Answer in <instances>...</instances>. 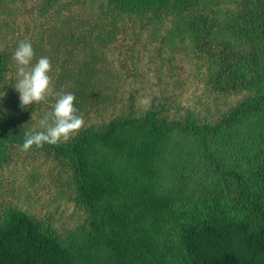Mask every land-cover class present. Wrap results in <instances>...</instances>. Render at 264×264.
Wrapping results in <instances>:
<instances>
[{"label": "trees", "instance_id": "16d2710c", "mask_svg": "<svg viewBox=\"0 0 264 264\" xmlns=\"http://www.w3.org/2000/svg\"><path fill=\"white\" fill-rule=\"evenodd\" d=\"M23 1L0 0V166L54 104L20 107L7 77L22 40L50 59L78 114L109 117L28 151L66 176L87 218L64 236L52 217L6 206L0 264H264V0H33L8 37ZM133 18L191 58L197 108L121 96L108 54Z\"/></svg>", "mask_w": 264, "mask_h": 264}, {"label": "rangeland", "instance_id": "374dc122", "mask_svg": "<svg viewBox=\"0 0 264 264\" xmlns=\"http://www.w3.org/2000/svg\"><path fill=\"white\" fill-rule=\"evenodd\" d=\"M32 4L33 0L23 1L18 5L20 15L11 19V23L10 19L5 21L7 28H17L14 31L8 29V37L16 36L19 31L22 33L25 22L30 23L25 9L30 8ZM132 20L135 22L128 19L126 24L124 23L119 41L111 47L108 54V59L122 73L127 83L121 96L130 97L132 92L137 96L138 103V99L142 97L172 95L181 98L184 105L197 108L200 88L195 85L196 69L191 58L184 57L181 52H172L166 43H162L160 35L163 36L164 31L156 36L151 26L136 22L139 19ZM5 30L6 27L4 33ZM4 47L0 45V51ZM12 68L14 71L8 73L7 79L13 83L16 74L15 63ZM83 117L84 128H87L108 119L109 115L104 118L97 114ZM43 155L37 151L13 150L12 158L0 166V211L8 205L20 206L37 216L52 217L54 227L64 236L78 232L87 218L86 211L74 202V193L65 184L66 176L52 170ZM34 171L39 176L35 183L32 182Z\"/></svg>", "mask_w": 264, "mask_h": 264}, {"label": "clouds", "instance_id": "9594fccd", "mask_svg": "<svg viewBox=\"0 0 264 264\" xmlns=\"http://www.w3.org/2000/svg\"><path fill=\"white\" fill-rule=\"evenodd\" d=\"M12 59L16 64L13 87L19 93L22 109L45 102L49 97L54 98L52 110L40 118L38 129L32 128L24 133L21 151L43 148L45 144L59 146L69 142L85 127L84 117L78 114L75 107V95L54 89L52 63L47 56L36 59L30 41H20ZM138 104L147 109L151 105V97L139 98Z\"/></svg>", "mask_w": 264, "mask_h": 264}]
</instances>
